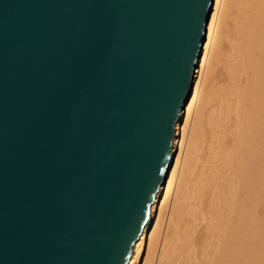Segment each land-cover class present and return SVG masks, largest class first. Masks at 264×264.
<instances>
[{"label":"water","instance_id":"obj_1","mask_svg":"<svg viewBox=\"0 0 264 264\" xmlns=\"http://www.w3.org/2000/svg\"><path fill=\"white\" fill-rule=\"evenodd\" d=\"M213 4L0 0V264H128Z\"/></svg>","mask_w":264,"mask_h":264},{"label":"bare ground","instance_id":"obj_2","mask_svg":"<svg viewBox=\"0 0 264 264\" xmlns=\"http://www.w3.org/2000/svg\"><path fill=\"white\" fill-rule=\"evenodd\" d=\"M150 215L128 264H264V0H214Z\"/></svg>","mask_w":264,"mask_h":264}]
</instances>
